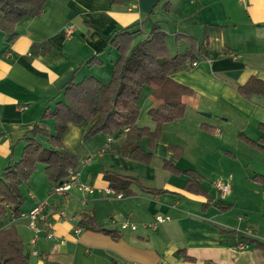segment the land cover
<instances>
[{
    "label": "crops",
    "instance_id": "1",
    "mask_svg": "<svg viewBox=\"0 0 264 264\" xmlns=\"http://www.w3.org/2000/svg\"><path fill=\"white\" fill-rule=\"evenodd\" d=\"M165 2L169 5L165 6ZM152 21H157L167 33L166 40L172 34L180 43L176 52L184 50L189 38L197 41L201 58L172 75L192 88L197 98L196 104L187 105L186 109L193 107L200 113H209L202 116L226 125L238 122L235 137L261 153L257 155L259 161L254 162L259 171L236 178L231 172L234 162H229L223 163L225 171L220 172L218 179H207L193 166L180 167L183 146L160 142L166 125L175 120L163 124L152 148L140 145L153 153L149 163L128 158L130 148L121 150L117 141L125 139L124 133L86 136L95 119L68 123L61 141L81 159L76 181L96 191L82 192L72 186L56 200L42 191L37 195L28 191L29 198L17 219L22 223L27 220L28 224L22 214L46 198V216L51 222L48 225L44 220L38 221L35 238L34 230L27 225L32 232L27 241L30 264H264V248L257 245L264 243V185L254 178L264 175V150L246 141L249 138L264 146V129L260 127L264 126V95L245 97L237 90L252 76L264 80V0H46L39 16L24 17L16 24V37L4 53L1 51L6 47V35L0 32V173L19 159L25 143L23 136L34 124H40L41 109L53 103L51 98L65 83L88 75L109 79L118 53L107 47V37L131 25H138L146 34ZM145 87L150 94L151 89ZM142 119L149 122L146 116ZM50 121L52 124L51 119L41 124L50 127ZM197 125L219 137V141L224 139L220 124L200 119ZM247 130L255 138L248 136ZM169 144L181 148L178 158L168 149ZM220 145L223 155L236 158L224 143ZM107 154L109 162L102 164L100 159ZM156 159L163 171L185 175L184 181L176 185L170 177L155 185L152 181L145 183L144 176L124 173L134 161L141 166L133 167L148 174L154 163V173L160 174ZM164 159L181 171L195 170L200 176V190L185 189L190 177L164 169ZM205 165L204 170L213 175L215 162L205 161ZM104 171L134 177L129 184L133 192L123 194L111 189L103 178ZM217 180L228 183L226 193L214 186ZM105 188L111 193L106 194ZM118 193L122 194L120 198L116 197ZM110 195L123 200L124 213L112 208ZM63 205L67 210H62ZM79 207L82 209L77 211ZM60 210L63 216L57 214ZM83 214L92 215L97 224L115 231L117 236L77 226ZM157 217L162 221L157 222ZM124 219L136 228L121 229L119 224ZM242 242L246 248L239 247Z\"/></svg>",
    "mask_w": 264,
    "mask_h": 264
},
{
    "label": "trees",
    "instance_id": "2",
    "mask_svg": "<svg viewBox=\"0 0 264 264\" xmlns=\"http://www.w3.org/2000/svg\"><path fill=\"white\" fill-rule=\"evenodd\" d=\"M120 1L114 0L115 3ZM45 2L46 0H0V32L6 35V47L1 53L15 39L16 24L24 17L39 16ZM164 5L168 6L169 2ZM166 35L157 21H152L146 34L138 25L114 31L106 39L107 47L118 53L108 81L103 82L92 75L80 80L72 78L51 98L53 103H47L41 109L40 124H34L22 138L25 143L19 159L8 164L0 173V264H30V254L25 250L13 219L17 218L19 207L25 202L19 185L30 178L36 164L44 165L50 187L67 181L78 171L80 157L61 141L68 123L95 119L86 136L99 132L107 136L124 133L126 138L137 142L145 136L152 148L154 140L161 135L163 124L182 118L186 106L196 104L197 98L192 88L178 82L172 75L192 66L201 58L197 41L191 37L182 52L170 54ZM137 36L139 38L135 39ZM143 86L151 89L147 113L154 122L153 128L137 123L140 113L138 101ZM237 90L245 97L264 95V80L252 76L238 85ZM47 119L52 120L50 127L42 125ZM260 127L264 129V126ZM246 141L264 150L261 143L249 138ZM168 149L173 151L175 158L181 154L178 145L169 144ZM127 157L149 163L153 153L144 150L140 144H135L127 152ZM163 168L173 173H185L190 179L183 187L191 192L200 190V176L195 170L181 171L166 159L163 160ZM103 178L115 191L123 194L133 192L129 187L130 182L135 180L132 176L104 171ZM254 178L264 185V175H255ZM9 212L13 213V218ZM76 224L83 229L117 236L115 231L97 224L92 215L83 214ZM257 245L264 248V243L258 242Z\"/></svg>",
    "mask_w": 264,
    "mask_h": 264
},
{
    "label": "rangeland",
    "instance_id": "3",
    "mask_svg": "<svg viewBox=\"0 0 264 264\" xmlns=\"http://www.w3.org/2000/svg\"><path fill=\"white\" fill-rule=\"evenodd\" d=\"M138 38L139 36H137L135 39ZM175 41L176 40L174 39L172 34L171 35L169 34L166 43L170 54L176 53V50L178 49V44H180ZM102 81L107 82L108 79L104 78V80ZM146 88L147 87H145V89H142L141 96L139 98L140 107H141L140 109L141 119L139 120L138 125L140 126L151 125L150 127H153L154 122L151 120L150 116L147 113L150 106V94L147 93L148 91ZM144 116L149 118L148 120L149 122L142 119ZM200 119L206 121L207 123L215 122L220 124L222 127V131H224L225 133L224 139L222 141H219V137H214L212 136L211 133L206 132L202 130L200 127H198L197 122ZM208 119L209 118H205L202 116V112L201 113L200 111L198 112V110L193 107H188V109H186L185 116L183 117V119L178 121L175 120L173 123L166 125L163 131L162 140H160V142L167 141L169 143H177L183 146L182 158L178 162V165L184 168L193 166V168L197 169L202 174H205L207 179L210 178L218 179L220 177L219 175L221 174L220 172L225 171L223 163L227 164L229 162H234V166L231 172L235 174L236 178L239 177V174L243 175V174H252L254 172H258L259 170L256 169V165L254 162L259 161L257 160V155H261V153L255 150L254 148L246 145L245 143H243L242 141L238 140L235 137V133L239 129L238 122L231 121L228 125H226L220 120L215 121L214 119L213 121H210V119L209 120ZM49 124H51V121L49 122ZM219 130L221 131V129ZM247 135L252 138H255V134L250 130H247ZM115 140L116 139H114V141ZM123 142L125 143L124 145L122 144ZM220 142L224 143L228 149L234 152V154L236 155L235 159H232L231 157H227L228 155L225 156L222 154L220 148L222 147V145H220ZM135 144H140L144 148H147V146H149V141L146 137L142 138L138 142L131 141L126 137L122 142L117 141V145H121L120 146V148H122L121 150L131 148ZM108 156L109 154H107L104 158H101L100 162L102 164L108 163L109 162ZM205 161L215 162V168H213L214 169L213 175L212 172H209V170H204L206 168ZM159 164H160L159 159H156V165L157 168H159L158 171L161 172L160 174L154 173L156 171L153 167L154 163L150 165V167L152 168V172L148 174L147 171H144L143 169L140 170L139 169L140 167L139 168L133 167V166H141V164L136 163L134 161L130 162L131 167H129L130 168L129 171L124 173H129L134 176L135 175L144 176L145 183L150 184L151 183L150 181H152L155 185L156 183H163L161 182L163 179L170 177L172 179V183H175L176 185H180L182 180L184 181L186 177L185 175H180V176L171 175L170 173L163 171L160 168ZM29 179L27 180L28 182L24 181L19 185V189L20 191L22 190L21 193L25 201L26 199L29 198L28 191H33V193L36 195L37 193H40L42 191L44 195H46V197L48 196V198H50L51 200H56L64 196V194L63 196L61 194L49 195V190H50V189L48 190L49 181L44 170V165L41 163L36 164L35 169L31 173ZM203 183L206 185V180L203 179ZM109 197L111 198L110 202L112 208L118 212L124 213L126 207L123 203V200L116 199L114 195H110ZM82 198L84 199L85 197ZM71 204H74V202H72ZM23 205L19 207V211H23L22 209ZM61 207L63 209L62 208L60 209H62L63 211L64 209L67 210L65 205ZM76 209H78L77 211H79V209H82V207ZM11 213L9 212L10 216ZM16 219H14V225L20 237L22 238V241L25 245V250L27 251L28 249L27 241L32 235V232L27 228L28 225L26 222L27 220L25 221V223H22L21 219H17V220ZM23 225H24V230L21 231L22 232L21 234L20 229L22 228Z\"/></svg>",
    "mask_w": 264,
    "mask_h": 264
},
{
    "label": "built area",
    "instance_id": "4",
    "mask_svg": "<svg viewBox=\"0 0 264 264\" xmlns=\"http://www.w3.org/2000/svg\"><path fill=\"white\" fill-rule=\"evenodd\" d=\"M75 176H76V173H74L67 181H65L59 185H55V186L51 187L49 190V195L66 194V193H68V191L70 190V188L72 186H75L78 190H81L82 192L92 193V192H94V190H96L92 186L77 182ZM214 186L217 188V190L220 193H226L230 188L228 183L223 182L222 180L215 181ZM103 190L105 191L106 194L111 193V190L109 188H105ZM98 191H101V190L98 189ZM121 196H122L121 193L116 194V197H118V198H120ZM263 198H264V194H263ZM48 206H49V202L47 199L37 201L36 204L29 211H27L25 214H22L28 218V224L34 230V232H35L34 238L37 236V233L39 231V228L37 226L38 221L44 220V222H46V224L51 225V222L48 221V219H47L48 216H46V208ZM57 214L59 216H63L64 212L62 210H60V211H57ZM156 221L157 222L162 221L161 217H157ZM119 227L121 229L128 228V227L135 229L136 225L134 223L130 222L128 219H124L119 224ZM33 241H34V239H33ZM239 247L240 248H246L247 244L242 242L239 244Z\"/></svg>",
    "mask_w": 264,
    "mask_h": 264
},
{
    "label": "water",
    "instance_id": "5",
    "mask_svg": "<svg viewBox=\"0 0 264 264\" xmlns=\"http://www.w3.org/2000/svg\"><path fill=\"white\" fill-rule=\"evenodd\" d=\"M202 114L203 115H206V116H209L210 115L209 113H204V112H202Z\"/></svg>",
    "mask_w": 264,
    "mask_h": 264
}]
</instances>
